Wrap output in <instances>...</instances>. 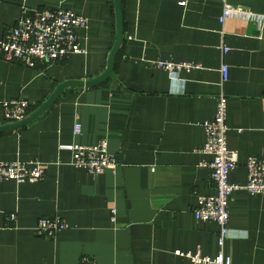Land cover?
I'll return each mask as SVG.
<instances>
[{
    "label": "crops",
    "instance_id": "crops-1",
    "mask_svg": "<svg viewBox=\"0 0 264 264\" xmlns=\"http://www.w3.org/2000/svg\"><path fill=\"white\" fill-rule=\"evenodd\" d=\"M224 1L237 13L222 24ZM60 4L88 18L80 31L86 52L38 68L0 58V124L8 122L5 100L25 98L37 107L58 82L105 69L116 38L114 0H0V36L23 6ZM122 6L115 76L67 88L38 119L0 133V161L47 167L38 182L0 181V264H79L85 256L98 264H195L177 251L220 250L219 224L192 212L199 194L214 191L210 156L201 152L203 123L227 96V141L238 153L229 179L245 184L248 156H264V0H122ZM159 59L192 66L172 75L157 67ZM222 64L229 68L225 82ZM103 138L120 165L92 175L72 163L69 145ZM229 209L224 253L232 264H264V193L235 190ZM12 212L15 221L8 219ZM42 216H59L68 226L38 236Z\"/></svg>",
    "mask_w": 264,
    "mask_h": 264
},
{
    "label": "built area",
    "instance_id": "built-area-1",
    "mask_svg": "<svg viewBox=\"0 0 264 264\" xmlns=\"http://www.w3.org/2000/svg\"><path fill=\"white\" fill-rule=\"evenodd\" d=\"M236 13L234 6L224 1L219 20L223 24ZM88 25L87 17L61 4L23 6L14 26L0 36V58L7 62L38 68L66 60L74 54L85 53L86 48L81 43L80 31L86 30ZM155 64L172 75L192 66L166 59L156 60ZM228 69L227 64H222V82L228 80ZM30 107V102L25 98H11L2 103L4 118L8 122L23 119L29 113ZM203 125L206 137L201 152L210 156L205 165L210 170L214 191L210 194H199L192 212L196 219L215 221L219 224L217 240L220 250L216 256L202 255L199 250L177 253L188 257L195 264H232L231 256L223 251L226 239L231 236L230 198L235 190H246L251 194L264 193V156H248L245 163L247 182L243 185L232 183L229 176L238 165V153L229 147L227 141L230 129L227 123V96H219L214 117ZM74 132H81L79 123L75 124ZM68 147L71 148L72 163L92 175L100 174L108 168L115 169L121 164L117 154L109 151L106 138L96 144L73 143ZM46 171L45 164L34 160L0 161V181L38 182L45 177ZM112 212L115 213V210ZM16 218L15 212L8 216L9 221H15ZM67 226V222L59 216H42L37 221L35 232L38 236H54L57 231ZM79 264L98 263L85 256L80 259Z\"/></svg>",
    "mask_w": 264,
    "mask_h": 264
},
{
    "label": "water",
    "instance_id": "water-1",
    "mask_svg": "<svg viewBox=\"0 0 264 264\" xmlns=\"http://www.w3.org/2000/svg\"><path fill=\"white\" fill-rule=\"evenodd\" d=\"M114 11H115V26H116V38L112 48L107 55V63L105 69L98 75L87 78L78 79L70 78L65 79L57 83L56 87L49 95V97L40 103L37 107L32 109L23 119L17 121H10L0 124V133L10 131L18 128H22L36 119H38L47 109H49L62 93L70 87H94L104 83L110 77L115 76V64L117 55L124 43L123 34V6L122 0H114Z\"/></svg>",
    "mask_w": 264,
    "mask_h": 264
},
{
    "label": "trees",
    "instance_id": "trees-1",
    "mask_svg": "<svg viewBox=\"0 0 264 264\" xmlns=\"http://www.w3.org/2000/svg\"><path fill=\"white\" fill-rule=\"evenodd\" d=\"M63 61H64V60H63ZM34 107H35V106H32V105H31V107H30V111H31ZM30 111H29V112H30Z\"/></svg>",
    "mask_w": 264,
    "mask_h": 264
}]
</instances>
